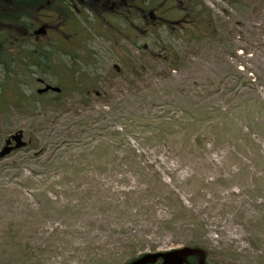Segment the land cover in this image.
I'll return each mask as SVG.
<instances>
[{
    "label": "rangeland",
    "instance_id": "1",
    "mask_svg": "<svg viewBox=\"0 0 264 264\" xmlns=\"http://www.w3.org/2000/svg\"><path fill=\"white\" fill-rule=\"evenodd\" d=\"M176 16L197 28L165 59L82 24L45 77L59 95L0 74V151L23 144L0 158V264L183 247L264 264V0H177Z\"/></svg>",
    "mask_w": 264,
    "mask_h": 264
},
{
    "label": "flooded vegetation",
    "instance_id": "2",
    "mask_svg": "<svg viewBox=\"0 0 264 264\" xmlns=\"http://www.w3.org/2000/svg\"><path fill=\"white\" fill-rule=\"evenodd\" d=\"M175 14L177 0H0V74L7 71L35 78L37 96L51 92L39 94L38 90L50 85L45 77L53 74L57 61L64 63L61 58L69 55L67 46L75 43L82 24L112 31L130 48L140 36L148 41L144 49L160 48L153 55L165 59L168 55L163 53H172L168 46L177 44V27L197 28L192 18L177 21ZM155 30H162V36L155 35ZM58 71L64 74L69 69ZM20 99L21 92L13 100ZM13 100L7 104L16 106ZM21 136H10L4 147L12 148L11 152L21 148Z\"/></svg>",
    "mask_w": 264,
    "mask_h": 264
},
{
    "label": "water",
    "instance_id": "3",
    "mask_svg": "<svg viewBox=\"0 0 264 264\" xmlns=\"http://www.w3.org/2000/svg\"><path fill=\"white\" fill-rule=\"evenodd\" d=\"M48 91L54 92L56 94L61 92L60 88L47 85L45 88L38 90V93L41 94ZM14 138L17 139L18 137ZM11 150L12 148L7 146L4 147L0 152V158L7 156ZM189 258H195V264H207L206 254L203 250L189 247H183L177 250L162 253L145 254L132 261L130 264H157L159 262H161V264H190L188 261Z\"/></svg>",
    "mask_w": 264,
    "mask_h": 264
},
{
    "label": "trees",
    "instance_id": "4",
    "mask_svg": "<svg viewBox=\"0 0 264 264\" xmlns=\"http://www.w3.org/2000/svg\"><path fill=\"white\" fill-rule=\"evenodd\" d=\"M190 263H191V264H194V263H195V259H194V258L191 259V260H190Z\"/></svg>",
    "mask_w": 264,
    "mask_h": 264
}]
</instances>
